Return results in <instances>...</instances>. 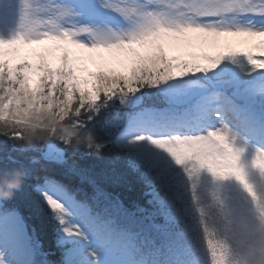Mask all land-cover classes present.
Instances as JSON below:
<instances>
[{
    "label": "snow or ice",
    "instance_id": "6c2138e0",
    "mask_svg": "<svg viewBox=\"0 0 264 264\" xmlns=\"http://www.w3.org/2000/svg\"><path fill=\"white\" fill-rule=\"evenodd\" d=\"M88 2L109 10L113 27L72 24L0 37V106L10 108L28 92L80 109L77 119L97 134L103 151L122 158L148 186L152 205L144 215L149 223L164 216L167 223L153 224L164 230L183 212L178 166L194 159L214 172L229 168L237 141L250 142L258 149L255 161H264V144L239 131L246 117L229 94L235 69L225 63L243 58L264 75V0ZM57 7L63 18L74 15ZM41 148L48 155L40 157L46 167L32 168L33 208L39 214L46 207L79 247L103 233L102 215L118 202L69 163L74 149L58 140Z\"/></svg>",
    "mask_w": 264,
    "mask_h": 264
},
{
    "label": "clouds",
    "instance_id": "9594fccd",
    "mask_svg": "<svg viewBox=\"0 0 264 264\" xmlns=\"http://www.w3.org/2000/svg\"><path fill=\"white\" fill-rule=\"evenodd\" d=\"M16 3L17 32L22 36L67 24L57 7L63 5L62 0ZM57 100L42 93L38 99L28 92L14 97L10 108L0 106V136L20 154L57 140L76 151L100 154L103 149L97 134L77 119L80 109L65 110ZM235 147L236 160L229 168L214 172L194 159L178 166L179 203L195 243L203 249L199 264H264V161H255L258 149L250 142L237 141ZM0 165V204L23 191L33 166L46 167L37 155L26 164L10 153L0 155Z\"/></svg>",
    "mask_w": 264,
    "mask_h": 264
},
{
    "label": "trees",
    "instance_id": "16d2710c",
    "mask_svg": "<svg viewBox=\"0 0 264 264\" xmlns=\"http://www.w3.org/2000/svg\"><path fill=\"white\" fill-rule=\"evenodd\" d=\"M100 137L103 140L110 139L104 132L100 133ZM45 152V149L41 148L35 152L20 154L13 151L11 141L0 136V155L10 153L27 164L32 155L45 157ZM67 156L70 164L86 170L97 180L99 187L118 202V207H110L103 213L101 221L107 224L119 239L120 232L123 236L132 237L128 248L135 257L145 258L148 264H199L203 249L193 239L187 216L182 212L175 222L164 230L153 227V224L167 223L166 218L155 215L151 217L153 223L148 222L144 212L152 205V193L139 179L138 174L126 167L122 158L117 159L115 154L103 150L97 154L84 149L69 150ZM76 182H79L78 179ZM31 185L32 180L29 179L23 191L18 192L13 200L2 204V211L5 214L17 213L24 221L28 238L32 241L34 250H37L32 264H68V244L64 245L62 240L64 234L46 207L39 214L35 212ZM84 187L91 189L90 185Z\"/></svg>",
    "mask_w": 264,
    "mask_h": 264
},
{
    "label": "rangeland",
    "instance_id": "374dc122",
    "mask_svg": "<svg viewBox=\"0 0 264 264\" xmlns=\"http://www.w3.org/2000/svg\"><path fill=\"white\" fill-rule=\"evenodd\" d=\"M63 5L72 9L74 15L67 18L66 25H88L98 30L105 27H113L109 19V10L102 7L93 10L94 5L88 0H62ZM19 24V12L16 0H0V37L10 38L17 32ZM257 39V38H256ZM225 63L231 64L234 72V87L237 89L232 91V101L245 115L246 123L239 127V131L253 143H259L254 140L250 131L252 127L258 123L264 127V75L259 76L251 69L248 71H238L235 63L230 60ZM260 80H257V77ZM254 81L253 85L240 88L247 81ZM262 81V82H261ZM231 90V89H229ZM240 100L244 105L238 104ZM244 130V131H242ZM258 135L259 132H253ZM48 151H51L49 148ZM4 220V225L1 226ZM112 230L105 228L100 236L90 237L87 241L81 243L79 247H74L72 251V263L80 264H139V262H131L128 255L125 254L121 258L117 257L116 252L120 243L116 242V237L110 235ZM65 240L72 243L70 238ZM126 243H129L127 240ZM125 245V244H123ZM123 247V246H122ZM37 250H34L32 241L28 238L27 228L19 217L12 215L4 218L0 216V257L6 264H31Z\"/></svg>",
    "mask_w": 264,
    "mask_h": 264
},
{
    "label": "bare ground",
    "instance_id": "6f19581e",
    "mask_svg": "<svg viewBox=\"0 0 264 264\" xmlns=\"http://www.w3.org/2000/svg\"><path fill=\"white\" fill-rule=\"evenodd\" d=\"M260 38H257L256 41H258ZM235 67L238 71H248L250 70V66L246 65V62L243 60V58H240V61L235 63Z\"/></svg>",
    "mask_w": 264,
    "mask_h": 264
}]
</instances>
